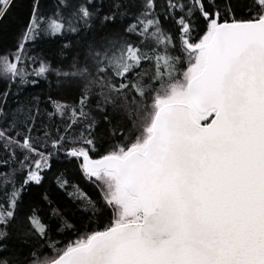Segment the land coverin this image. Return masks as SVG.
I'll return each mask as SVG.
<instances>
[{
    "label": "snow or ice",
    "instance_id": "snow-or-ice-1",
    "mask_svg": "<svg viewBox=\"0 0 264 264\" xmlns=\"http://www.w3.org/2000/svg\"><path fill=\"white\" fill-rule=\"evenodd\" d=\"M0 264H264V0H0Z\"/></svg>",
    "mask_w": 264,
    "mask_h": 264
},
{
    "label": "trees",
    "instance_id": "trees-1",
    "mask_svg": "<svg viewBox=\"0 0 264 264\" xmlns=\"http://www.w3.org/2000/svg\"><path fill=\"white\" fill-rule=\"evenodd\" d=\"M40 47L44 48V49H48L50 46L48 44L41 43ZM82 51H83V49H82ZM85 187H87V186L85 185ZM88 190L91 191V189H88Z\"/></svg>",
    "mask_w": 264,
    "mask_h": 264
}]
</instances>
